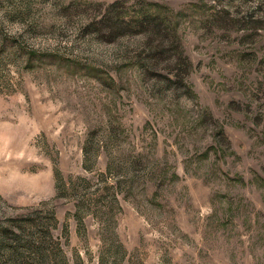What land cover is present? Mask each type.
<instances>
[{
  "label": "rangeland",
  "instance_id": "1",
  "mask_svg": "<svg viewBox=\"0 0 264 264\" xmlns=\"http://www.w3.org/2000/svg\"><path fill=\"white\" fill-rule=\"evenodd\" d=\"M0 235V264H264V0H0Z\"/></svg>",
  "mask_w": 264,
  "mask_h": 264
},
{
  "label": "trees",
  "instance_id": "2",
  "mask_svg": "<svg viewBox=\"0 0 264 264\" xmlns=\"http://www.w3.org/2000/svg\"><path fill=\"white\" fill-rule=\"evenodd\" d=\"M24 230H22V229H20V231H17V232H12V236H13V238H14V240H15V242H19L20 240L21 241H23V240H25L26 239V237L24 238ZM47 235V233L46 232H38V233H30V234H28L27 236H34V237H39V239L42 237H45ZM40 239V240H38V247H40V246H42L43 245V239ZM6 240H5V237H4V235H0V244H2V243H4ZM25 243H27V244H29V241L28 240H25ZM37 250V249H36Z\"/></svg>",
  "mask_w": 264,
  "mask_h": 264
}]
</instances>
